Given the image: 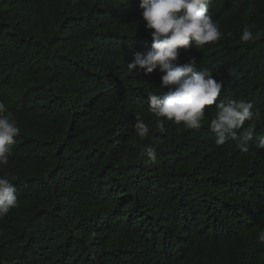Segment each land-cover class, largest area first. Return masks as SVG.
<instances>
[{"label":"trees","instance_id":"obj_1","mask_svg":"<svg viewBox=\"0 0 264 264\" xmlns=\"http://www.w3.org/2000/svg\"><path fill=\"white\" fill-rule=\"evenodd\" d=\"M142 11L140 0H0V102L20 128L0 165L18 199L0 218V264H264V35L240 40L244 24L264 34V0H210L222 38L177 60L223 82L217 103L253 104L247 153L217 147L215 105L198 129L156 126L148 94L164 73L127 69L153 43Z\"/></svg>","mask_w":264,"mask_h":264},{"label":"clouds","instance_id":"obj_2","mask_svg":"<svg viewBox=\"0 0 264 264\" xmlns=\"http://www.w3.org/2000/svg\"><path fill=\"white\" fill-rule=\"evenodd\" d=\"M210 0H140L142 18L151 32L153 43L146 54L137 53L133 61L127 63L129 72L137 68L145 74L153 73L157 68L161 77L160 93H149V111L157 118L156 126L164 131L165 120L183 124L189 129H198L205 117L206 106L215 105V118L210 129L216 134L217 147L225 145L230 139L235 147L247 153L254 138V125L244 128L246 121H252L257 115L253 104L244 99L224 102L220 97L223 82L218 81L211 70L198 69L195 60L178 64L180 49L189 48L195 43L197 48L219 41L223 33L209 13ZM254 24H244L240 40L242 42L259 39L260 32H254ZM136 135L143 140L150 127L137 117L134 125ZM243 129V130H242ZM242 130V131H241ZM20 128L13 114L0 102V165H7L15 137ZM256 148L264 149V134L256 137ZM144 155L151 161H157V152L152 147L143 149ZM18 206L17 189L7 175L0 176V218ZM258 239L264 242V231Z\"/></svg>","mask_w":264,"mask_h":264}]
</instances>
